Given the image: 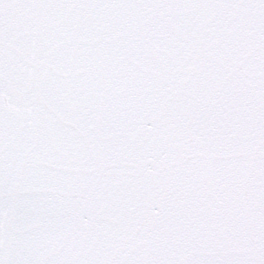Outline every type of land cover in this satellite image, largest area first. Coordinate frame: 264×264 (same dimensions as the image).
Here are the masks:
<instances>
[{
	"label": "snow or ice",
	"instance_id": "1",
	"mask_svg": "<svg viewBox=\"0 0 264 264\" xmlns=\"http://www.w3.org/2000/svg\"><path fill=\"white\" fill-rule=\"evenodd\" d=\"M0 264H264V0H0Z\"/></svg>",
	"mask_w": 264,
	"mask_h": 264
}]
</instances>
